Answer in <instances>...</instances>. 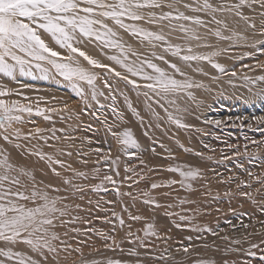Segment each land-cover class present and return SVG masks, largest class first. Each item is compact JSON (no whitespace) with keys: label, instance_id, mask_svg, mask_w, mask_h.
Listing matches in <instances>:
<instances>
[{"label":"rangeland","instance_id":"rangeland-1","mask_svg":"<svg viewBox=\"0 0 264 264\" xmlns=\"http://www.w3.org/2000/svg\"><path fill=\"white\" fill-rule=\"evenodd\" d=\"M259 11V8L254 12L246 11L247 15L253 17L252 22L257 25V33L261 23L257 14ZM255 38L258 39L259 36ZM207 43L213 45L211 48H215L213 51L218 53L211 57V64L206 61L212 73L207 69H199L196 65L187 64L192 71H198L200 75L205 76L206 80L194 82V85L200 87L189 89L193 98L182 93L176 105L165 103L173 117H179L181 124L187 127H180L170 121L167 113L154 103L141 105L140 101L134 99L135 96L139 100L143 99L146 89L137 90L105 69L91 68L83 58H80L81 63L98 74L96 85L104 92L103 96H98L99 103L92 100L90 95L87 99L77 96L69 85H55L50 79L30 78L26 85L22 86L27 87L28 94L22 96V99L15 95V100H19L21 104H30L33 111L22 113L23 122L13 124L6 133L10 137L11 145H14V148H10L13 154L17 156L15 152L20 147L16 144L22 146L21 142L26 149L24 162L36 160L37 155L29 158L28 155L30 151L36 153L37 146L72 153L71 156L62 154V157L58 158L53 155V158L62 159L65 165H70V168L62 167L56 172L51 171L53 175L59 173L52 177L46 168L42 167L40 183H43V176L57 179V184L62 187L59 195L69 197L65 203L72 206L71 216L82 218L75 224L58 227L57 231L61 233L62 238H65L63 233L68 231L69 236L66 239L73 247L81 248L84 258L93 252L110 251L105 248L106 241L101 233L112 235L118 244L133 246L131 250L139 252L140 257H146L144 260L147 263L154 264H196L198 260L230 264L241 257L228 251L229 248H247L249 242L258 243L264 240V213L260 210V206L264 205V184L257 183L258 177L264 179V100L258 95L264 89V82L257 80V77L264 76V55L255 52L251 47L229 48L226 42L215 37L208 38ZM131 46L139 51L147 49L146 45L139 42ZM162 49L157 47L153 51L158 53ZM249 52L255 53L254 57L244 55ZM61 53L65 57L68 55L67 51ZM101 64L112 68V64ZM213 64L222 65L226 71L220 72ZM115 71L125 75L124 70ZM233 72L236 74L233 75ZM105 76L113 88L111 93L104 85ZM51 77L61 78L58 75ZM19 80H23L22 77H18L17 81ZM85 91L88 92V89ZM54 92L61 95L64 93L65 98L59 99ZM110 96L115 97V104L109 99ZM125 97L132 105V108H129L126 104V109L135 114V122L140 124L138 134H133L140 147L129 149L128 152L123 150L124 146L112 135L113 132L117 133L114 128L117 124L115 119L120 115L119 108L125 103ZM148 97H151V94ZM100 105L105 107L101 108ZM49 109L51 111H48ZM154 112L159 115H154ZM44 115L50 116L51 119L45 120ZM69 115L70 119H74L69 121ZM77 127L79 130H76ZM37 128L43 130L40 135L49 137L48 144L52 147H48L36 134ZM53 129H56L55 135L61 138L59 141L50 138ZM59 129H65L66 132L62 133ZM65 135L71 139H65ZM172 155L186 158L187 169L189 166L199 169V176L195 180L185 182L191 183V188L181 187L179 183L167 186L170 180L182 179L179 173L168 171L170 167L165 169V165L170 166L169 159ZM40 164L45 163L40 160ZM126 167L134 169V172H126ZM117 169L119 175H116ZM73 170L83 172L89 178H77ZM105 176H112L117 184L104 182L103 187L107 191L102 189L99 193L89 190L90 187L101 184ZM126 176L130 179H125ZM65 178L80 185L84 189L83 193L73 196L70 191H63L68 187L64 183ZM242 181L250 186H245ZM152 183L162 186L152 189ZM116 187H119L120 193H131V196H118ZM144 193H148V196ZM81 195L83 199L80 198ZM148 197L155 198L159 204L173 207L155 208L143 203ZM181 199L188 203L180 204ZM89 201L92 203L89 204ZM107 201L112 203H106ZM97 202L99 209L95 207ZM76 205H80L79 210L75 209ZM125 206L127 211H124ZM113 211L123 217L125 227H120L118 220L112 216ZM165 212L173 215L166 216ZM130 214L139 215L143 219L132 221ZM178 214L189 219L181 221ZM106 218L111 222L106 223ZM64 219L68 220L69 217ZM85 220L88 221L87 224ZM149 222H154L157 235L145 238L148 248L140 247L135 242L130 243L129 241H134L137 236L145 237V228ZM177 224L180 227H176ZM241 224H247L248 227L242 228ZM193 226L211 228L216 234L206 231L198 233L192 230ZM72 228L80 229L79 234H73ZM129 231L133 233L132 237L127 236ZM164 237L168 239L165 240ZM234 240H240L241 243L233 244ZM184 247H188L187 253H183ZM180 254L184 257L178 256ZM65 255L67 260L63 264H79V253H61L62 257ZM161 256L165 259H159ZM130 257L136 258L132 255ZM169 259L173 260V263H166ZM183 260L185 261L181 262Z\"/></svg>","mask_w":264,"mask_h":264},{"label":"snow or ice","instance_id":"snow-or-ice-1","mask_svg":"<svg viewBox=\"0 0 264 264\" xmlns=\"http://www.w3.org/2000/svg\"><path fill=\"white\" fill-rule=\"evenodd\" d=\"M181 8L195 15H187L185 11H181ZM257 8L261 10L257 13L261 20L258 33L257 25L252 22L253 17L246 14V11L254 12ZM142 24L155 26L158 30L152 31L143 27ZM121 31L135 37L140 44L146 45L150 50L149 53L146 55L124 42L120 35ZM172 33H179L180 35L176 38L182 43L173 44L170 39ZM256 36L259 38H255ZM44 37L50 39L60 49L66 50L68 55L63 56L60 51L50 46ZM210 37L226 42L229 48L251 47L255 52L264 55V0H232V2L229 0H0V74L3 77L10 78L12 81H17L18 75L47 80L53 75H58L69 83L77 96L87 99L90 95L92 100L99 103L98 96H103L104 92L100 91L96 85L98 74L91 70L98 67L114 74L115 77L137 90L146 89L143 93L145 97L151 94L152 103L167 113L168 119L180 127H187V125L181 124L179 117L174 118L165 107V103L176 105L182 93L193 98V93L189 89L194 86L200 87V85H194L176 63L166 60L165 56L151 50L161 47L164 52L170 53L186 64L194 61H207L211 64V57L216 56L217 52L201 54L194 51V47H213L207 43ZM85 41L116 50L118 54L110 56L109 59L121 66L129 75H122L121 72L88 56L77 46ZM193 41L196 42L194 46ZM227 50L223 49V51ZM184 52L189 54H182ZM244 55L254 57L255 53L249 52ZM80 58H83L91 68L85 67ZM156 59L167 64V70L155 63ZM213 67L220 72L226 71L220 64H213ZM37 72L39 76L36 75ZM177 74L182 78H176ZM129 76L137 79H129ZM138 79L145 83H138ZM245 79L249 78L245 77ZM257 80L264 82V76L257 77ZM251 82L256 83V81ZM104 85L110 93L113 91L107 76H105ZM86 88L88 92L85 91ZM13 95H22V93L0 84V130H2L0 138L6 142H11L9 135L6 134L8 129L15 123L23 122L21 114L33 111L30 104L11 100L10 97ZM258 95L261 100H264V89ZM109 99L115 104L114 96H110ZM125 103L132 108L127 97H125ZM100 107L104 108L105 105ZM113 111H115L114 108ZM153 114L159 115L155 112ZM43 118L51 119L47 115ZM76 130L79 128L77 127ZM42 131L37 128L36 134L48 147H52L48 144L49 137L40 135ZM59 131L66 132L65 129H59ZM55 132L56 129L51 130L50 138L59 141L61 138L56 136ZM28 135L31 136V133ZM112 135L124 146L125 152L140 147L130 129H124L120 133L113 132ZM65 139H71V137L65 135ZM58 151L67 156L72 155L68 151ZM96 151L99 152V149ZM153 151H155L154 148ZM5 153L6 150L0 148V264H63L67 260V255L62 257L61 253L73 252L80 254L79 264H103L99 260L84 258L81 248L73 247L66 239L69 236L68 231L63 233L65 238H62L61 233L57 231L58 227L75 224L82 219L71 216L72 206L65 203L69 197L59 195L62 191L60 188L52 185L41 186L30 170L15 164L10 155ZM35 155L41 159H47L49 163L70 168V165H65L63 161L54 159L47 153L42 155L36 152ZM167 170L179 173L182 177L180 181H168L167 186L179 183L181 187L191 188L192 184L185 182L195 180L199 176V169L191 166L187 170L182 169L180 165ZM52 171L56 172V169L53 168ZM125 171L134 172V169L126 167ZM96 172L98 173L99 169ZM56 174L59 175V173ZM116 175H119L118 169ZM249 175L251 176L252 173ZM74 176L81 179L89 178L83 172L74 171ZM125 179L130 178L126 176ZM104 182L117 184L112 176H105L101 184L92 186L89 190L97 193L102 189L107 191L103 187ZM64 183L68 187L63 191H70L73 196L83 193L84 189L74 184L71 179L65 178ZM241 183L250 186L244 181ZM257 183L264 184V179L258 177ZM128 186L131 187V185ZM161 186L157 183L151 184L152 189ZM115 191L118 196H131V193H120L119 187H116ZM53 192L57 194L53 195ZM144 195L148 196V193ZM244 195L249 196L248 193ZM80 198L83 199V196L81 195ZM142 202L155 208L173 207V205L159 204L153 197H148ZM179 202L180 204L188 203L183 199ZM106 203L111 204L112 201ZM95 207L100 208L99 202ZM75 209L79 210L80 205H76ZM260 210L264 213V205L260 206ZM124 211H127V206L124 207ZM164 214L173 215L170 212ZM112 216L118 220L121 228L125 227L122 216H118L114 211ZM64 217L69 219L65 220ZM130 219L140 221L143 217L130 214ZM179 219L184 221L189 218L179 215ZM84 222L88 223L87 220ZM105 222L111 221L106 218ZM128 227L131 226L128 225ZM176 227L180 225L177 224ZM240 227L246 229L248 225L241 224ZM192 230L198 233L206 231L216 234L213 229L207 227L193 226ZM71 231L73 234H79L80 229L72 228ZM112 231L115 232V226ZM101 235L106 241V249L123 251L112 235L104 233ZM149 235H157L154 222L147 224L144 238L137 236L134 241L129 242L138 243L140 247L147 249L148 244L145 238ZM127 236L132 237L133 233L129 231ZM188 239L191 240V237ZM232 243L239 245L241 241L234 240ZM183 251L187 253L188 247H184ZM228 251L235 252L241 257L239 260L231 261L230 264H264V240L258 243L249 242L247 248L235 247L229 248ZM129 255L139 256V253L131 250ZM159 259L163 260L165 257L161 256ZM106 264H128V262L108 259ZM137 264L140 262L137 261ZM196 264H215V261L198 260Z\"/></svg>","mask_w":264,"mask_h":264},{"label":"bare ground","instance_id":"bare-ground-1","mask_svg":"<svg viewBox=\"0 0 264 264\" xmlns=\"http://www.w3.org/2000/svg\"><path fill=\"white\" fill-rule=\"evenodd\" d=\"M167 10V9H165ZM181 11H185L187 15H195V13H192V12H189L183 8H181ZM143 27H146V28H149L151 29L152 31H157L158 29L155 27V26H152V25H147V24H142ZM165 33L167 34V29L165 28ZM203 34V33H201ZM120 35L121 37L123 38V41L126 42L127 44L129 45H132L133 43H137L138 40L135 38V37H132L130 35H128L127 33L121 31L120 32ZM180 34L179 33H172L171 34V42L173 44H176V43H182V41L180 39H177L176 37H178ZM46 39V41L50 44V46H52L53 48H55V50L57 51H60V52H65L66 50L64 49H60L58 46H56L54 44V42H52L50 39H48L47 37H44ZM195 41L192 42L193 46L195 45ZM78 47L81 48V50H83L87 55H90L91 57L95 58V60L99 61V63H106V64H112V68L113 69H116V70H124L121 66L117 65L113 60L109 59L110 56L112 55H117L118 52L116 50H113V49H107V48H103L102 46L94 43V42H90V41H85L83 44H80V45H77ZM147 48V46H146ZM215 48H211V47H200V48H195L194 47V51L196 52H199L201 54H209L211 52H213ZM149 49L147 48L146 50H143V49H140V52L142 53H149ZM153 51V50H151ZM158 55H163L165 56V59L168 60V61H171L172 63H176L178 67L181 68V70L186 74L187 78L194 84V82H197V81H201V80H206V77L203 76V75H200L198 71H192L185 62L179 60L177 57H174L172 56L170 53H166L164 52V50H160L158 51L157 53ZM182 54H189L187 52H184ZM169 57H167V56ZM215 60V59H213ZM155 63L159 64V66L165 68L167 70V64H165L164 62L156 59L154 60ZM188 65H196V67H198L199 69H207L209 70L208 68H211L210 66H207V62L206 61H194V62H191L190 64ZM188 67V68H187ZM210 71V70H209ZM124 73L125 75L128 74L126 73V71L124 70ZM210 73H212L210 71ZM37 76H39V72L36 73ZM129 75V74H128ZM18 77H22L23 80H19V81H12L10 78H7V77H3L2 74H0V84H3L4 86H6L7 88L9 89H15L17 90L19 93H22V95H17L18 98H21L22 96H25V94H28L27 92L29 91L27 89V87H22L23 85H26V81H28L30 78H33V77H30V76H19ZM176 78L180 79L182 77L179 76V74H177ZM50 81L54 82L55 85H69V83L67 81H64L63 78H59V79H56L54 77H50L49 78ZM129 79H137L135 77H130L129 76ZM38 80V79H36ZM138 83L140 84H144L145 81L143 80H139L138 79ZM142 89L144 88H140L139 90L142 91ZM31 91V90H30ZM126 92V90H125ZM31 93V92H29ZM54 95H58L60 98L59 99H64L65 95L64 93H62L63 95H61V93H53ZM51 94V95H53ZM38 97V96H37ZM48 97V96H46ZM13 98V99H12ZM15 95L11 96L10 99L11 100H15ZM31 98V97H30ZM22 99V98H21ZM131 99V98H130ZM136 100L140 101V104L143 105V104H150L152 102L151 100V97H144L143 99H138L136 96L135 98ZM90 100V98H89ZM132 100V99H131ZM121 101V100H120ZM121 104V103H119ZM75 107V105H74ZM120 115L118 117V119L116 118V122L117 124L114 126L115 130L117 131V133H120L122 132L124 129H130L131 132L133 134H138L137 131L139 132L140 130V124H136L135 122V114L133 112H128V110L126 109V103H122L121 106H120ZM68 112V111H67ZM150 113V112H149ZM144 115V114H143ZM70 117V115H69ZM67 118V117H66ZM73 118V117H72ZM71 118V119H72ZM71 119L69 121H71ZM74 119V118H73ZM156 119V118H155ZM154 119V120H155ZM68 121V120H67ZM68 121V122H69ZM143 122V121H142ZM154 122V121H153ZM156 122V121H155ZM154 122V123H155ZM52 123V122H51ZM140 123V122H139ZM150 124V123H149ZM62 126V125H61ZM142 134V133H141ZM140 137V136H139ZM140 139V138H139ZM157 139V138H156ZM142 140V139H141ZM9 143V144H8ZM22 146L19 145V144H16L20 147V149L18 151L15 152V154L17 156H15L13 154V152L11 151L10 148H14V145H11L10 142H4L2 139H0V148L2 149H5L6 150V153L7 155H10L11 157V160L17 164L18 166H21L27 170H30L34 175H35V178L38 182H42L40 179H41V173H43L42 171V167L43 168H46V171L48 172L49 175H51L52 177L54 176H57V175H53V173L51 172L53 168L57 170H59L60 167L59 165H56L54 163H49V161L47 159H41L40 157L37 156L36 160H31V162H24L25 160V157H26V154H24L26 152V149L23 148V143L21 142ZM10 145V147H9ZM37 152H40L42 155L47 153L49 155H56L58 158L59 156L62 157V153H60V151H57V150H53L51 148H47L46 146L43 147V146H37L35 148V150H37ZM34 150V151H35ZM29 152V151H28ZM35 155L34 152L30 151L29 155H28V158ZM16 157V158H15ZM60 157V158H61ZM54 158V159H56ZM40 160H42L45 164H40ZM61 161H63L62 159H60ZM170 161V166L169 165H165V169L167 167H175L177 165H180L182 167V169L184 170H187V159L186 158H181L179 156H176V155H172L169 159ZM65 164V163H64ZM43 183L41 184V186H46V185H52L53 187L55 188H62L61 186H59L56 182L55 179H52V178H46L45 176H43ZM170 188V187H169ZM61 193V192H60ZM57 193L53 192V195H56ZM166 201V200H165ZM169 209V208H168ZM131 211V210H130ZM160 217V216H159ZM158 217V218H159ZM157 218V219H158ZM156 219V218H155ZM159 220V219H158ZM163 221V220H162ZM161 222V220H160ZM186 224V223H184ZM167 232V231H166ZM170 232V231H169ZM160 233H161V230H160ZM168 233V232H167ZM119 245L120 248H124L123 251H119L117 250L118 252H110V251H97V252H93V253H90V254H87L85 257H87V259L89 260H99L101 262H103V264H106V261L108 259H120L122 261H126L128 262V264H137V261L140 262V264H154V263H147L146 260H144V258L146 257H138L136 256V258H131L130 255H129V252L131 251V249H133L134 247L131 246V245H128L126 243H120ZM203 246V245H202ZM133 247V248H132ZM198 251V250H197ZM139 253V252H138ZM185 253V252H183ZM141 254V253H140ZM146 256V255H144ZM165 256V255H164ZM178 256H183L182 254L178 255ZM184 257V256H183ZM205 257V256H204ZM206 258V257H205ZM147 259V258H146ZM187 259V258H186ZM185 259V260H186ZM167 260L166 263H173L172 261L173 260ZM185 260L181 261V262H184ZM178 262V261H177ZM181 262H178V263H181ZM176 263V262H175ZM185 264H192V263H185Z\"/></svg>","mask_w":264,"mask_h":264}]
</instances>
